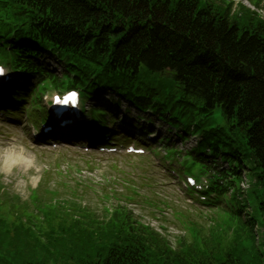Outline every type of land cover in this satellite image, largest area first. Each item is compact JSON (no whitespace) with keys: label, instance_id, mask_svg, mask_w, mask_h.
Here are the masks:
<instances>
[{"label":"trees","instance_id":"16d2710c","mask_svg":"<svg viewBox=\"0 0 264 264\" xmlns=\"http://www.w3.org/2000/svg\"><path fill=\"white\" fill-rule=\"evenodd\" d=\"M233 7L227 0H0V59L37 83L24 85L30 94L7 87L5 97L41 107L45 81L58 90L80 88L86 100L111 90L201 134L197 153L211 148L239 165L228 186L216 187L227 210L207 217L208 224L196 219L202 212L154 204L178 212L185 234L175 245L129 209L141 197L134 191L121 194L124 202L116 195L99 215L78 185L72 196L44 188L23 202L0 184V264H264V195L251 189L254 212L246 214L239 186L247 169L255 188L264 189V19ZM42 52L61 59L68 74L44 69L37 63ZM92 114V123L106 116ZM198 160L204 158L185 169L209 170ZM50 178L44 175L40 189ZM60 186L68 189L66 180Z\"/></svg>","mask_w":264,"mask_h":264},{"label":"rangeland","instance_id":"374dc122","mask_svg":"<svg viewBox=\"0 0 264 264\" xmlns=\"http://www.w3.org/2000/svg\"><path fill=\"white\" fill-rule=\"evenodd\" d=\"M229 1L234 3L233 12H239L240 5H244L258 13L264 19V3L259 7H255L251 4L250 0ZM51 63L54 65V71L58 75L61 76L65 73L63 67H60L54 61ZM97 98L98 101L95 100L86 103L85 109L90 111L95 105H103L110 109L112 113L119 115V118L123 116V108L116 107L114 101L110 103L107 100L109 95L102 98L98 96L96 99ZM123 106H127V108L130 107L126 102H123ZM130 108H132V110H127V113L123 117H130L134 120L143 117V115L133 107ZM81 120H88V118L85 117ZM2 122L3 121H0V184L7 190L10 196L17 195L24 202L30 200L33 191L38 189L41 194L44 188L50 191L59 189L63 195L72 196L73 187L77 184V179L81 178L87 182L85 187L89 186V189H94L92 191L89 190L83 200L99 215H102L104 207L103 204L99 202L102 196H99V200L97 197L100 192L103 193V190H105V192L107 194L109 193L111 196L110 199L112 203H115L117 199L115 200L114 196L111 195V190L116 193L119 199H121V194L123 197L127 195L126 189L133 190L141 197H139L137 202H133V204L129 206V209L132 210L136 217L141 219L144 224L168 236L173 245H175V240L178 237L185 234V231L182 229L184 227L182 223L178 221L172 209L164 208L165 206L163 204L161 206L163 208H157L154 204L160 205V201H166L173 208L186 210L196 215V212H193L194 208L190 206L193 198L188 196L181 187H175L173 179H169L165 176V170H167V168L159 163V158L157 162L154 163L153 160L149 158L136 159L123 156L125 154L122 156H105L92 152L95 154L88 156L79 151L77 147L72 146L68 141L62 144L63 148L60 150H54L52 148L47 149L40 147L30 140L28 135V128L29 125H31L30 121L24 120V122L21 123L15 122L19 123V125L13 127L7 126ZM82 122L83 121H80V124H82ZM121 123L122 121L116 120L109 128H120ZM154 124L158 136L162 134L165 138H169L170 143L174 144L176 148L178 147L181 149L179 139L167 132V125L157 120ZM89 131H92V129H89ZM152 144L154 145L153 148H156L157 145L154 143ZM194 146V142H189L187 144V149ZM160 147L163 148L162 146ZM162 150L159 153H161ZM88 163L94 168L91 169ZM230 163L235 165L233 161ZM173 168L179 171L180 166L176 164ZM46 173H50L51 175L50 181H48L49 184L44 183L40 189L39 184L42 178L44 179ZM246 174L248 175V171H246ZM248 178L250 177L248 176ZM168 179L171 180V182L168 181ZM65 180L68 183L67 190L62 189L60 186V182ZM251 183L253 184V190L258 191L254 186V182L252 181ZM248 185H250L249 182L245 184L246 187ZM94 191H97L96 194H94ZM259 194L262 195L263 191L260 190ZM121 201L124 202L123 199H121ZM108 204L110 205L111 202H108ZM251 204L254 208V201L251 200ZM205 212L207 213L205 214L207 217L210 216L208 214H212L208 213L209 210H205ZM248 212L251 213V210H248ZM207 217H196V219L200 223L208 224L210 220L206 219ZM261 232L260 230V233ZM262 237L263 236H261V238Z\"/></svg>","mask_w":264,"mask_h":264},{"label":"snow or ice","instance_id":"6c2138e0","mask_svg":"<svg viewBox=\"0 0 264 264\" xmlns=\"http://www.w3.org/2000/svg\"><path fill=\"white\" fill-rule=\"evenodd\" d=\"M0 71H2V70H0Z\"/></svg>","mask_w":264,"mask_h":264}]
</instances>
